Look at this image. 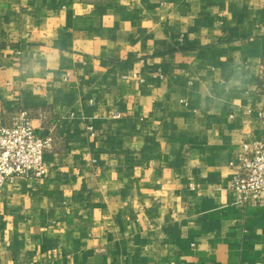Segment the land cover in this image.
Masks as SVG:
<instances>
[{
    "label": "crops",
    "instance_id": "1",
    "mask_svg": "<svg viewBox=\"0 0 264 264\" xmlns=\"http://www.w3.org/2000/svg\"><path fill=\"white\" fill-rule=\"evenodd\" d=\"M29 111L45 176L0 188V264H264V0H0V125Z\"/></svg>",
    "mask_w": 264,
    "mask_h": 264
},
{
    "label": "built area",
    "instance_id": "2",
    "mask_svg": "<svg viewBox=\"0 0 264 264\" xmlns=\"http://www.w3.org/2000/svg\"><path fill=\"white\" fill-rule=\"evenodd\" d=\"M52 145V137L37 134L29 111L18 110L9 123L0 125V188L19 177L43 178V156ZM241 148L229 164L233 170L230 189L235 204L245 208L264 199V138L245 141Z\"/></svg>",
    "mask_w": 264,
    "mask_h": 264
}]
</instances>
